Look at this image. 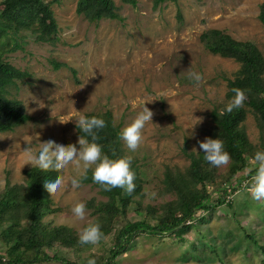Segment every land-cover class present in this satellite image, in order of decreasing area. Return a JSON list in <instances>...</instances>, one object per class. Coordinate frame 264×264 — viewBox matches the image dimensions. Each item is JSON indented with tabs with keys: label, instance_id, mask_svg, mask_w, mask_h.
<instances>
[{
	"label": "rangeland",
	"instance_id": "1",
	"mask_svg": "<svg viewBox=\"0 0 264 264\" xmlns=\"http://www.w3.org/2000/svg\"><path fill=\"white\" fill-rule=\"evenodd\" d=\"M112 1L122 20L97 24L76 13L77 0L51 3L57 41L42 44L26 39L22 49L7 56L12 66L26 73L9 91L10 97L23 103L31 120L0 134V190L6 180L11 184L24 182L23 171L31 168L22 152L26 143L34 148L48 139L76 144L75 119L90 112L110 111L121 130L145 104L153 115L142 130V142L134 152L121 142L126 155L138 160L144 201L160 202L164 168L187 165L184 145L187 151H202L198 141L206 138L209 113L224 101L226 82L238 69L233 60L205 50L201 33L217 29L235 40L251 41L264 57V28L258 20L264 0H176L157 8L151 0H137L135 6ZM187 69L202 75L198 86L188 79ZM244 126L250 141L256 142L258 132L250 114ZM60 174L65 183L50 195L57 211L43 222L65 225L79 233L92 221L91 211L86 208L80 219L71 207L79 201L86 204L91 199H105L91 185L81 183L78 189L72 188V166ZM247 188L240 187L228 197L231 209L221 206L210 220L197 222L188 232L180 230L163 238L139 236L115 263L262 264L254 249L245 248L249 241L241 231L243 227L249 232L253 217L264 216L262 204L251 198ZM238 210L247 214L234 215ZM255 238L263 241L264 226ZM109 245L107 237L89 251L63 255L77 263L87 253L99 254Z\"/></svg>",
	"mask_w": 264,
	"mask_h": 264
},
{
	"label": "trees",
	"instance_id": "2",
	"mask_svg": "<svg viewBox=\"0 0 264 264\" xmlns=\"http://www.w3.org/2000/svg\"><path fill=\"white\" fill-rule=\"evenodd\" d=\"M55 1L0 0V134L12 132L31 120L23 103L10 97L9 91L26 73L12 66L6 58L22 49L26 39L42 44L57 41L58 26L50 8ZM175 1L151 0L153 8ZM121 2L135 6L137 0ZM76 13L92 24L101 20H122L112 0H77ZM258 20L264 28V1L259 5ZM199 39L209 53L238 64L233 77L226 82L224 101L211 109L210 126L205 130L206 137L223 141L229 162L220 167L211 166L204 160L203 151H187L184 145L182 153L188 160L187 165L164 168L159 191L162 200L153 203L144 201V180L136 158L131 159L135 188L130 194L121 188L104 190L92 181L89 170L81 183L96 187L105 199H91L86 203L92 215L90 223H98L104 234L98 243L109 237L110 245L99 254L87 253L77 263L67 261L63 254H81L92 245H81L79 233L68 226L43 222L46 216L57 211L52 207L43 181L56 175L58 170L42 171L35 166L24 170L23 183L11 184L6 180L0 190V264H86L93 257L96 264H115L116 258L127 252L139 236L163 238L180 230L188 232L197 222L204 224V219L210 220L221 206L231 209L228 197L240 187L249 186L256 168L251 158L256 151L264 150V57L253 42L235 40L221 30L208 29ZM237 89L245 93L242 106L225 111ZM248 114L258 132L256 142L250 141L245 130ZM85 115L104 119L105 127L98 130L96 142L105 153L114 158L127 156L118 136L120 128L110 111ZM75 133L77 137L83 135L78 128ZM259 201L264 214V200ZM233 214L245 216L247 212L238 210ZM261 226H264V216L253 217L250 233L243 227L241 231L249 241L245 248L254 249L264 264V238L262 242L255 238ZM197 233L202 234L199 230ZM224 239L228 241L226 236ZM238 246L240 243L232 249Z\"/></svg>",
	"mask_w": 264,
	"mask_h": 264
},
{
	"label": "clouds",
	"instance_id": "3",
	"mask_svg": "<svg viewBox=\"0 0 264 264\" xmlns=\"http://www.w3.org/2000/svg\"><path fill=\"white\" fill-rule=\"evenodd\" d=\"M187 71L188 79L194 86H198L202 75L195 71ZM235 95L225 106V111L231 112L233 108L242 106L245 93L242 90H234ZM153 113L143 105L142 109L135 114L131 123L124 126L118 133L119 138L125 143L130 151H135L142 142V130L147 122L151 121ZM76 128L83 135L78 136L76 144L65 145L62 141L48 139L39 142V147L27 144L22 150L25 156V164L38 167L42 171L56 169L57 174L43 181L44 189L50 194H55L64 185V177L60 170L72 166L73 175L70 178L72 188L78 189L87 173L91 170V179L106 191L112 188H121L131 193L135 184V173L131 169V156L113 157L102 150V145L97 143L98 130L105 127V121L101 117L80 115L75 119ZM63 123V122H61ZM194 127V126H193ZM191 127L190 129H193ZM78 145V147H77ZM199 149L203 151L204 160L209 165L220 167L226 165L230 156L224 149L223 141L219 138L206 137L198 141ZM192 151L197 153L193 148ZM256 165L255 173L247 188L253 200H264V150H258L251 158ZM72 214L83 219L86 212V204L83 201L76 202L71 207ZM103 233L98 223H88L78 234V242L81 245H95L102 238ZM86 264H96L95 258H89Z\"/></svg>",
	"mask_w": 264,
	"mask_h": 264
},
{
	"label": "crops",
	"instance_id": "4",
	"mask_svg": "<svg viewBox=\"0 0 264 264\" xmlns=\"http://www.w3.org/2000/svg\"><path fill=\"white\" fill-rule=\"evenodd\" d=\"M134 242H135V241H134ZM134 242H133V245L136 243V242H135V243H134ZM133 245H132V247H133ZM127 252H129V250H128ZM125 253H126V252H125ZM123 254H124V253H123ZM115 264H116V263H115Z\"/></svg>",
	"mask_w": 264,
	"mask_h": 264
},
{
	"label": "built area",
	"instance_id": "5",
	"mask_svg": "<svg viewBox=\"0 0 264 264\" xmlns=\"http://www.w3.org/2000/svg\"><path fill=\"white\" fill-rule=\"evenodd\" d=\"M110 264V263H109Z\"/></svg>",
	"mask_w": 264,
	"mask_h": 264
}]
</instances>
